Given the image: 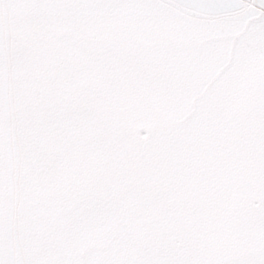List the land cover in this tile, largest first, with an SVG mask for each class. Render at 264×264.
Instances as JSON below:
<instances>
[{
  "label": "snow or ice",
  "instance_id": "obj_1",
  "mask_svg": "<svg viewBox=\"0 0 264 264\" xmlns=\"http://www.w3.org/2000/svg\"><path fill=\"white\" fill-rule=\"evenodd\" d=\"M0 264H264V0H0Z\"/></svg>",
  "mask_w": 264,
  "mask_h": 264
}]
</instances>
